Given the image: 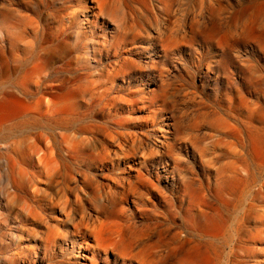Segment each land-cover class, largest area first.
Returning a JSON list of instances; mask_svg holds the SVG:
<instances>
[{"label": "rangeland", "instance_id": "1", "mask_svg": "<svg viewBox=\"0 0 264 264\" xmlns=\"http://www.w3.org/2000/svg\"><path fill=\"white\" fill-rule=\"evenodd\" d=\"M20 1L0 0V92L15 90L16 74L49 57V79L67 76L97 90L86 94L72 120L73 127L98 122L105 129L89 141L87 172L99 181L95 158L110 149L106 128L115 123L119 167L125 153L153 183L145 189L150 194L125 206L124 223L139 232L161 217L171 247L166 264H180L184 241L202 245L210 264H264V31L244 23L264 0H148L134 11L136 26L125 19L106 30L103 18L85 12L61 40L55 39L54 16L64 12L63 0H29L35 10L29 13ZM232 117L241 141L234 149L227 135ZM53 129L41 128L47 134ZM24 131L5 129L0 143ZM0 153V264H67L60 249L47 255L49 263L20 253L24 212L12 199ZM235 167L239 181L220 185ZM99 262L106 263L103 256Z\"/></svg>", "mask_w": 264, "mask_h": 264}, {"label": "bare ground", "instance_id": "2", "mask_svg": "<svg viewBox=\"0 0 264 264\" xmlns=\"http://www.w3.org/2000/svg\"><path fill=\"white\" fill-rule=\"evenodd\" d=\"M147 1L63 0L64 12H57L54 16L58 25L55 27V39H63L67 28L82 21L85 12L91 17L103 18L105 30L117 29L125 19L134 25V11L139 6L146 7ZM19 3V7L25 10L23 13L35 12L29 0ZM247 13L244 23L264 31V1L258 2ZM192 25L196 27V23ZM48 59L40 57L39 64L27 73L16 74L15 90L0 92V132L18 127L25 129L20 137L0 143L6 172L11 178L12 199L18 210L24 212L17 239L20 253L27 257L37 255L46 263H49L47 255L60 249L68 255L67 264H100V256L104 257L105 264H110L108 255L113 256V262L120 260L122 264H166L165 251L171 247L161 217L153 225L146 224L139 232L133 225L124 223L125 206L136 195L145 197L150 194L146 190L153 187V183L131 164L125 153L123 167H119L117 153L120 148L115 144V123L106 128L110 149L95 158L99 181L87 172L91 171L85 162L89 141L103 137L105 129L98 122L73 127L72 120L78 117V108L86 94L90 96L97 90L78 87L77 80L67 76L54 75L49 79L45 64ZM4 79L5 76L0 75V82ZM114 88V81H111L109 89ZM231 120L227 135L234 149L241 145V141L235 118ZM45 126L56 129L47 134L41 130ZM259 129L264 133V125ZM27 165L32 166V172L27 170ZM236 168L229 181L225 180L220 185L232 186L239 181ZM161 194L158 189L157 196L161 197ZM181 245L180 264H210L211 257L202 245L188 241Z\"/></svg>", "mask_w": 264, "mask_h": 264}]
</instances>
